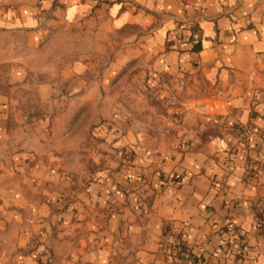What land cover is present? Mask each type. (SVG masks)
Returning <instances> with one entry per match:
<instances>
[{
    "label": "crops",
    "instance_id": "crops-1",
    "mask_svg": "<svg viewBox=\"0 0 264 264\" xmlns=\"http://www.w3.org/2000/svg\"><path fill=\"white\" fill-rule=\"evenodd\" d=\"M52 7L66 24L82 31L121 32L102 83L108 85L111 78L113 83L132 62L143 63L144 73L167 74L177 95L179 90L185 92L177 97L183 99L179 103L200 106V111L222 121L260 122L261 128L256 129L264 137V0H40L36 8L23 6L29 12L13 20L35 31L46 19L36 17L34 10L42 13ZM195 30L198 43L192 42ZM72 68L77 74L96 70L91 61ZM85 76L86 81L71 92L75 101L70 103L91 104L97 99L101 82ZM39 87L50 88L45 83ZM13 119L9 118L10 124L16 126L18 120ZM31 134L27 129H0V264H197L193 257H171L160 250L165 222L181 231L190 254L203 253L208 264H264V206L259 208L264 197V147L254 161L255 177L248 181L238 160L223 179L202 171L187 177L177 191L157 194L148 217L135 223L126 219L129 208L121 218L105 208L109 224L105 223L100 231L104 237L97 241L93 238L100 237L99 229L92 230L91 221L50 225L48 217H54L50 191H44L45 182L33 176L31 158L18 167L22 173L30 170V175H18V158L36 149ZM222 145L212 150L224 152ZM196 160L189 162L193 170L198 166L219 169L214 162L209 166ZM226 225L242 234L231 239L245 246L241 258L228 259L218 245L229 237L223 232ZM117 232L127 237L121 255L116 256L113 233Z\"/></svg>",
    "mask_w": 264,
    "mask_h": 264
},
{
    "label": "rangeland",
    "instance_id": "rangeland-1",
    "mask_svg": "<svg viewBox=\"0 0 264 264\" xmlns=\"http://www.w3.org/2000/svg\"><path fill=\"white\" fill-rule=\"evenodd\" d=\"M39 2L0 0V129L32 132L36 149L18 158L16 171L30 175V170L22 173L18 167L31 158L33 176L45 182L44 191H50L52 227L88 220L95 226L92 230L99 229L100 237L93 239L100 241L104 237L100 231L109 224L105 208L118 218L129 208L126 219L135 223L148 217L157 194L177 191L191 174L207 171L209 177L223 179L240 162L245 180L255 177L253 166L264 147V137L256 129L260 122L222 121L200 111V106L179 103L183 99L177 97L185 92L179 90L177 95L167 74L144 73L143 63L132 62L113 83L112 78L108 85L102 83L121 32L82 31L66 24L53 7L42 13L34 10L36 17L46 19L35 31L17 26L13 19L25 17L22 7L36 8ZM89 61L95 72L73 71L75 63ZM85 75L101 82L97 101L70 103L75 101L71 92L86 81ZM42 83L50 88L43 91ZM9 118H17L16 126ZM217 144L224 145V152L212 150ZM192 160L209 166L214 162L220 170L206 166L193 170ZM263 206L264 197L259 208ZM173 234L162 232L159 237L160 250L169 256L170 243L165 239ZM126 237L113 233L116 256L121 255Z\"/></svg>",
    "mask_w": 264,
    "mask_h": 264
},
{
    "label": "trees",
    "instance_id": "trees-1",
    "mask_svg": "<svg viewBox=\"0 0 264 264\" xmlns=\"http://www.w3.org/2000/svg\"><path fill=\"white\" fill-rule=\"evenodd\" d=\"M196 45V44H195ZM172 228V223L166 222L163 224V229L162 232L165 234H173L171 232ZM223 232H225L229 237L226 239H223V243H219V247L222 248L226 254L228 259H233V258H241L244 256V247L245 246H239L236 245L234 241H231L235 236L242 237V234L240 235L239 231H233V228L231 225H226L225 228L223 229ZM221 234V233H220ZM177 237L179 238L178 244H170L169 245V254L171 256H177L178 258L182 259H187V258H192L193 261L196 262L197 264H208L207 260L208 257L204 256L203 253H200L199 255L193 256V254H190L189 246L187 243L184 241V239L181 236V231H178L176 233ZM224 242H227L226 244ZM224 246V247H223ZM224 264H229L228 262H225Z\"/></svg>",
    "mask_w": 264,
    "mask_h": 264
},
{
    "label": "built area",
    "instance_id": "built-area-1",
    "mask_svg": "<svg viewBox=\"0 0 264 264\" xmlns=\"http://www.w3.org/2000/svg\"><path fill=\"white\" fill-rule=\"evenodd\" d=\"M199 39H200L199 32L198 30H195L192 33V42L198 43ZM165 240L168 241L170 244H178L179 242V238L177 237L176 233L171 235L170 237H167Z\"/></svg>",
    "mask_w": 264,
    "mask_h": 264
}]
</instances>
